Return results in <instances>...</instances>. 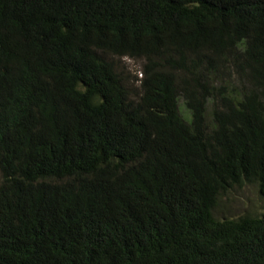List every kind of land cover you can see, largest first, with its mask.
<instances>
[{"label": "trees", "instance_id": "16d2710c", "mask_svg": "<svg viewBox=\"0 0 264 264\" xmlns=\"http://www.w3.org/2000/svg\"><path fill=\"white\" fill-rule=\"evenodd\" d=\"M245 185L264 0H0V264H264V206L215 216Z\"/></svg>", "mask_w": 264, "mask_h": 264}, {"label": "rangeland", "instance_id": "374dc122", "mask_svg": "<svg viewBox=\"0 0 264 264\" xmlns=\"http://www.w3.org/2000/svg\"><path fill=\"white\" fill-rule=\"evenodd\" d=\"M116 66L118 72H123L129 77L127 80L129 85L133 89H137L142 79L141 63L129 58H120L116 61ZM263 206L264 200L259 196L257 188L252 185H245L232 189L221 196L219 205L215 210V216L220 219L237 217L259 211Z\"/></svg>", "mask_w": 264, "mask_h": 264}]
</instances>
